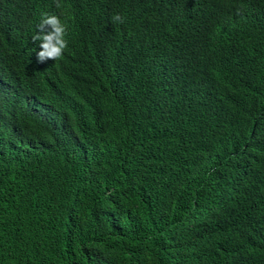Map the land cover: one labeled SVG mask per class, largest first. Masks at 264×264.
Masks as SVG:
<instances>
[{
	"label": "trees",
	"instance_id": "16d2710c",
	"mask_svg": "<svg viewBox=\"0 0 264 264\" xmlns=\"http://www.w3.org/2000/svg\"><path fill=\"white\" fill-rule=\"evenodd\" d=\"M60 2L0 0V264H264V0Z\"/></svg>",
	"mask_w": 264,
	"mask_h": 264
},
{
	"label": "clouds",
	"instance_id": "9594fccd",
	"mask_svg": "<svg viewBox=\"0 0 264 264\" xmlns=\"http://www.w3.org/2000/svg\"><path fill=\"white\" fill-rule=\"evenodd\" d=\"M56 7L61 8L60 0H55ZM114 23H123L124 19L120 14L112 17ZM38 31L33 36V42L40 41V51L37 53L38 62L46 60H59L64 55V50L68 47L65 39L67 33L66 21L61 19V15L55 13H44L40 23L37 25Z\"/></svg>",
	"mask_w": 264,
	"mask_h": 264
}]
</instances>
